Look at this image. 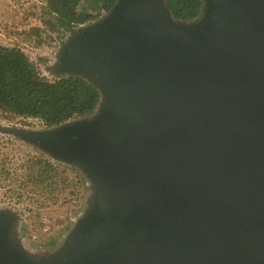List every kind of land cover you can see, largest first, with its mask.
<instances>
[{
  "label": "water",
  "instance_id": "95a60500",
  "mask_svg": "<svg viewBox=\"0 0 264 264\" xmlns=\"http://www.w3.org/2000/svg\"><path fill=\"white\" fill-rule=\"evenodd\" d=\"M115 0L60 44L50 73L96 87L88 118L9 129L75 166L89 205L32 257L0 211V264H264V0Z\"/></svg>",
  "mask_w": 264,
  "mask_h": 264
},
{
  "label": "rangeland",
  "instance_id": "374dc122",
  "mask_svg": "<svg viewBox=\"0 0 264 264\" xmlns=\"http://www.w3.org/2000/svg\"><path fill=\"white\" fill-rule=\"evenodd\" d=\"M43 5L41 0H0V45L20 48L37 65L42 77L51 80L55 78L50 73L51 66L62 42H51L47 33L41 34L42 40L28 35L30 28L40 27ZM45 65L50 67L48 71ZM12 128L46 129L35 119L0 115V211L15 215L13 238L23 253L52 255L61 248L89 205V183L76 168L64 174L67 178L64 186L59 176L56 178L57 192L52 195L46 193L44 186H36L35 181L28 178L30 173L36 176V161L48 157L61 162L9 133ZM17 195L20 196L17 198Z\"/></svg>",
  "mask_w": 264,
  "mask_h": 264
},
{
  "label": "trees",
  "instance_id": "16d2710c",
  "mask_svg": "<svg viewBox=\"0 0 264 264\" xmlns=\"http://www.w3.org/2000/svg\"><path fill=\"white\" fill-rule=\"evenodd\" d=\"M40 27L29 29L28 35L38 37L47 33L57 43L76 28L89 24L114 4L115 0H41ZM172 18L190 22L198 18L202 0H164ZM40 60H44L39 57ZM48 71L50 67L45 65ZM100 94L94 85L75 75H61L48 80L39 73L37 65L18 47L0 45V115L6 118L35 119L43 128L90 117L97 109ZM36 176L29 180L42 185L46 193L57 192L56 178L64 186L68 170L75 166L43 158L34 163ZM7 174V172H6ZM31 181V182H32ZM20 196V195H19ZM17 195V198L19 197ZM13 238V233H11ZM14 239V238H13ZM32 257H39L31 255Z\"/></svg>",
  "mask_w": 264,
  "mask_h": 264
}]
</instances>
